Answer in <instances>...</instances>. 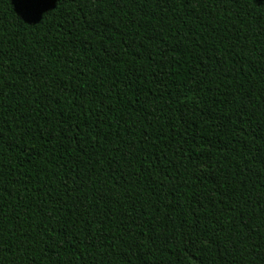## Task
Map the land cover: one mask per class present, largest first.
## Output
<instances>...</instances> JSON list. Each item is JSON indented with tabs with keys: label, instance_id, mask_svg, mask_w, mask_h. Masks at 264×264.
<instances>
[{
	"label": "trees",
	"instance_id": "obj_1",
	"mask_svg": "<svg viewBox=\"0 0 264 264\" xmlns=\"http://www.w3.org/2000/svg\"><path fill=\"white\" fill-rule=\"evenodd\" d=\"M0 264H264V0H0Z\"/></svg>",
	"mask_w": 264,
	"mask_h": 264
}]
</instances>
